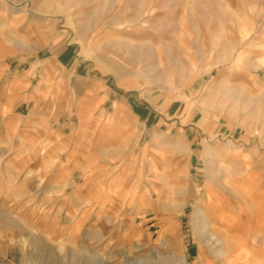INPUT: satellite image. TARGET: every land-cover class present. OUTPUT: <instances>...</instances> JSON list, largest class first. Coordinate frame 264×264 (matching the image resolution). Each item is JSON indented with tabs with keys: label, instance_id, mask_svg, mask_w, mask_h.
<instances>
[{
	"label": "rangeland",
	"instance_id": "obj_1",
	"mask_svg": "<svg viewBox=\"0 0 264 264\" xmlns=\"http://www.w3.org/2000/svg\"><path fill=\"white\" fill-rule=\"evenodd\" d=\"M263 136L264 0H0V264H264Z\"/></svg>",
	"mask_w": 264,
	"mask_h": 264
},
{
	"label": "crops",
	"instance_id": "obj_2",
	"mask_svg": "<svg viewBox=\"0 0 264 264\" xmlns=\"http://www.w3.org/2000/svg\"><path fill=\"white\" fill-rule=\"evenodd\" d=\"M43 69L45 70V66H44ZM38 87H39L41 90H44V89L41 88L40 86H38ZM43 87H45V85H44ZM125 102H126V101H125ZM125 102H123V101H121V100H117V99H115V100H114V103H113L112 105L114 106L115 109H117V108H122V106H124ZM140 105H141L140 109H142V104H140ZM122 109H123V108H122ZM200 127H201L200 130H201L202 132L209 131V130L207 129V127H205V126H203V125H200ZM219 130H221V128H217V131H219ZM262 139L264 140V136H263Z\"/></svg>",
	"mask_w": 264,
	"mask_h": 264
}]
</instances>
